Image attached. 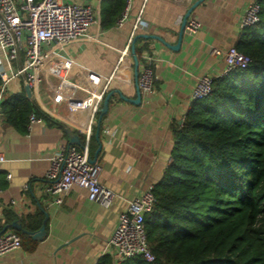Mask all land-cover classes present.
Returning <instances> with one entry per match:
<instances>
[{
	"label": "crops",
	"instance_id": "obj_1",
	"mask_svg": "<svg viewBox=\"0 0 264 264\" xmlns=\"http://www.w3.org/2000/svg\"><path fill=\"white\" fill-rule=\"evenodd\" d=\"M61 1L90 4L96 22L87 36L70 42L63 54L44 68L43 81L30 97L45 113L42 121L26 131L4 121L0 124L1 151L6 158L0 166V234L16 233L6 226L17 219L24 228L29 215L42 214L41 226L47 217L45 235L40 239L27 235L20 249L0 256V264H99L108 255L115 264L108 241L125 200L160 181L172 160L173 130L182 126L192 107L198 78L226 74L224 57L213 55L212 50H227L237 44L241 20L253 0H203L190 16L199 20V31L194 35L184 31L177 50L157 37L175 45L186 12L198 0H127L122 12L127 14L125 22L110 27L102 25L107 0ZM140 35L151 37L135 40ZM136 49L142 51L139 69L144 55L152 56L155 75L153 90L140 91L139 104L132 102L138 88ZM106 84L107 94H111L109 108L100 126L99 115L92 126L89 156L96 155L99 180L122 198L104 208L89 200L86 189L74 186L63 203L56 204L47 193L50 160L61 144H69L66 128L85 142L90 122L89 111L71 114L68 101L84 98ZM23 90L22 77L7 87L9 94ZM8 213L13 215L11 219L6 217Z\"/></svg>",
	"mask_w": 264,
	"mask_h": 264
},
{
	"label": "trees",
	"instance_id": "obj_2",
	"mask_svg": "<svg viewBox=\"0 0 264 264\" xmlns=\"http://www.w3.org/2000/svg\"><path fill=\"white\" fill-rule=\"evenodd\" d=\"M107 1L104 27L118 22L127 2ZM259 3V21L235 45L250 65L214 78L211 93L195 100L173 130L172 160L152 188L155 201L145 217L154 258L122 264H264V0ZM141 52L136 49L139 60ZM0 108L4 123L19 131L27 130L32 113L45 117L25 90L6 91ZM42 220L29 215L24 229L37 231ZM16 233L23 242L27 234ZM99 264H112V257Z\"/></svg>",
	"mask_w": 264,
	"mask_h": 264
},
{
	"label": "built area",
	"instance_id": "obj_3",
	"mask_svg": "<svg viewBox=\"0 0 264 264\" xmlns=\"http://www.w3.org/2000/svg\"><path fill=\"white\" fill-rule=\"evenodd\" d=\"M130 1L128 0V3ZM126 18V12L122 13L118 25H122ZM259 19L260 3L259 0H253L246 9L240 27L243 30L253 26ZM94 22H96L95 11L90 4L68 3L61 0H41L37 3L34 0H0V77L2 79L0 106L8 84L18 77L23 78L32 92L38 90L47 64L61 56L70 42L87 36ZM200 27L197 18L189 17L185 31L194 35ZM212 54L224 57L225 73L238 68L245 69L251 62V59L235 46L227 50L215 48ZM144 59L145 64L140 66L137 84L141 92L150 93L155 84L153 57L144 55ZM213 80L214 77L208 74L200 76L194 87L192 99L195 101L206 98L212 91ZM107 90L108 84L95 92L91 90L84 98L68 101V110L71 114L89 111L90 122L85 129L83 146L61 144L50 160L46 172L47 193L56 204L63 203L65 194L74 186L86 189L89 200L104 208H110L122 198L99 180L100 165L89 161L92 126L100 113ZM2 121L0 108V124ZM40 121L42 118L32 113L28 128ZM5 161L0 145V166ZM1 191L0 187V193ZM154 201L152 188L133 199L125 200L126 206L119 213L117 225L108 241L115 264H122L138 256L148 261L154 258L148 247L145 228V217L151 212ZM21 247L22 238L19 234L15 232L0 234V256Z\"/></svg>",
	"mask_w": 264,
	"mask_h": 264
},
{
	"label": "water",
	"instance_id": "obj_4",
	"mask_svg": "<svg viewBox=\"0 0 264 264\" xmlns=\"http://www.w3.org/2000/svg\"><path fill=\"white\" fill-rule=\"evenodd\" d=\"M203 0H198L196 1L189 9L188 11L186 12L184 18H183V21H182V24H181V27H180V30H179V38H178V42L175 44V45H170L168 44L167 42H165L162 38L160 37H157L159 38L160 40H162L166 45H168L171 49L173 50H177L180 45H181V42H182V37H183V34H184V31H185V26H186V23H187V20L188 18L191 16L194 8L200 3L202 2ZM138 37H143V38H148V37H151V36H148V35H140V36H137L135 38V40L138 38ZM134 40V41H135ZM132 52L135 53V47H134V44L132 46ZM135 74L136 76H138L139 74V61H138V58L136 57L135 55ZM25 91L27 93V96L30 98L31 95H32V91L29 87V85L25 84ZM117 92L120 93V91L118 90ZM110 96L111 94L108 93L104 100H103V103H102V107L100 109V115H99V119H98V127L100 126V122H101V118L107 113L108 111V108H109V100H110ZM123 97V96H122ZM124 98V97H123ZM141 101V93H140V90L139 88H137V98L132 100L133 103L135 104H139ZM66 133L69 137V144H79L80 141H81V138H80V135H78L76 132H74L73 130H71L70 128H66ZM100 131H99V128L97 129V136L99 135ZM100 150V148L97 150V152ZM89 161L94 163L96 162V155L92 158L91 156H89ZM46 221H47V217L44 219L43 221V224L41 226V228L37 231H29V230H26L23 228L22 224H21V221L19 219L13 221L9 226H6V229L8 227H11L13 229H16L24 234H27L29 236H31L33 239H40L42 238L45 233H46ZM5 229V230H6Z\"/></svg>",
	"mask_w": 264,
	"mask_h": 264
}]
</instances>
